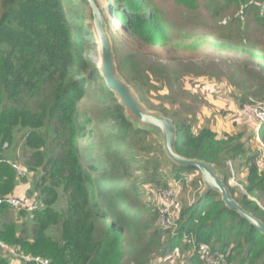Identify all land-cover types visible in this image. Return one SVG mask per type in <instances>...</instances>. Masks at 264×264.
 Here are the masks:
<instances>
[{
    "label": "trees",
    "instance_id": "16d2710c",
    "mask_svg": "<svg viewBox=\"0 0 264 264\" xmlns=\"http://www.w3.org/2000/svg\"><path fill=\"white\" fill-rule=\"evenodd\" d=\"M220 1L237 11L235 20L226 17L219 26L222 38L245 40V19L251 13L256 24L264 25L262 0L212 4ZM96 2L114 49L118 32L144 44L164 45L168 54L179 50L173 35L177 41L191 36L147 0ZM91 23L86 0H0V197L22 180L10 164L21 156L34 177L29 197L38 202L31 211L19 210L28 214L31 238L18 234L15 222L4 223L12 207L0 204V241L49 258V264H163L160 259L177 252L176 264H204L201 243L214 257L221 255V264H264V235L217 192L201 194L200 172L171 162L163 148L149 143V130L127 119L97 61L87 55L89 39L96 47ZM114 54L119 73L142 101L155 88L165 89L175 102L186 76L219 80L213 69L222 73L213 60L168 55L156 61L135 50ZM237 84L234 79L233 86ZM261 95L264 106V88ZM236 99L239 108L257 102L244 94ZM165 116L178 131L176 151L215 164L236 202L264 221V169L257 166L264 120L244 137L246 132L220 136L208 126L194 129L193 115L170 111ZM84 138L92 141L82 145ZM234 173L245 175L237 182L241 190L229 184ZM176 181L182 188L195 187L194 197L180 199L179 215L162 227L157 222L160 204L150 192L155 188L159 194ZM7 261L0 251V264Z\"/></svg>",
    "mask_w": 264,
    "mask_h": 264
},
{
    "label": "rangeland",
    "instance_id": "374dc122",
    "mask_svg": "<svg viewBox=\"0 0 264 264\" xmlns=\"http://www.w3.org/2000/svg\"><path fill=\"white\" fill-rule=\"evenodd\" d=\"M147 1L148 3L152 2L167 18L179 25L183 32H188L191 36L187 38L182 37V39L177 41L175 35H173V43H177V45L180 44V46H177L179 50H174L172 53L168 54L164 45L144 44L136 38L118 32L115 49L113 48L116 54H121L126 50H135L137 53L156 61L166 60L168 55L198 62L213 60L222 67V73L220 74V68L213 69V72L219 75V80H211L209 79L210 77L207 78L205 75L186 76L183 84L184 88L180 94L176 95L177 101L175 102H173V97L167 98V91L165 89L161 90L155 88L151 89L152 93L147 96V99L141 101L149 109L157 111L164 116L165 113L170 114V111H177L184 117L193 115L197 120L194 129L208 126L216 130L220 136L237 132H246L244 135V137H246L252 130H257V122L240 112L241 108L238 107L236 98L244 94L250 101L251 99L257 100V102H254L255 104L262 102L261 90L264 88V25L256 24L255 16L251 13L245 19L249 24V29L245 33V40L240 41L238 36L226 39L220 36L219 26H222V21L226 17L230 20H235L237 16L236 9L232 7V5H227L228 2L225 3L220 1L219 6H215L212 4V0H196L194 5L192 4L193 2L186 3L182 0ZM103 5L105 7L104 3ZM222 7L223 9H221ZM261 8H263L262 5ZM113 25L116 29L119 28L118 18L115 17L113 19ZM89 40L92 45L87 55L99 63V54L95 38V48L93 40ZM173 43H171V45ZM234 79L238 81L239 85L233 86ZM206 80L208 82L204 84L203 82ZM183 90L185 91L183 92ZM84 104L85 106L88 105V101H84ZM91 141V139L84 138L80 143L86 145ZM148 141L156 149L163 148L161 138L155 132H149ZM16 156H20V154L17 153ZM22 162H24V159L20 156V159L18 158L17 161L13 163L24 166ZM228 166L231 169L232 166L230 162H228ZM25 169L24 171L22 170L21 173L17 170V175L26 183V186L30 185L29 187L31 189L34 177L32 173H28ZM22 174L25 175L24 178L21 177ZM244 176L245 175L241 173H234V178H231L229 183L231 186L240 189L242 186L237 182L243 181ZM193 177L197 178L198 175L196 174ZM144 179L142 181L139 180L138 183L143 185ZM169 179H174L173 175H170ZM195 189L196 188L193 186L181 188L178 199L183 201L192 200ZM155 190L156 189L153 188V191L150 192L152 193L151 198H154L155 201L157 199V202L160 204L161 200H159V194ZM29 193L30 192L27 191L25 194L29 195ZM58 204H60V207L63 206L62 202ZM17 219L18 222H15L16 230L18 234L25 237L26 228H24L23 223L25 221L30 222L27 212H21L11 208L6 218H4V223L11 224ZM53 229H55V227L51 229V233L56 237L54 235L56 232L53 231ZM22 230H24L25 233H21ZM31 237L32 234L28 236V238ZM13 248L20 254H25L29 257L32 256L31 254L23 252L18 247L14 246ZM178 258L179 252L174 253L170 257L168 256L160 259L159 261L163 264H176ZM11 264L22 263L19 260L13 259Z\"/></svg>",
    "mask_w": 264,
    "mask_h": 264
},
{
    "label": "water",
    "instance_id": "95a60500",
    "mask_svg": "<svg viewBox=\"0 0 264 264\" xmlns=\"http://www.w3.org/2000/svg\"><path fill=\"white\" fill-rule=\"evenodd\" d=\"M86 1L92 12L91 30L97 43L98 68L106 82V86L115 94L118 102L123 106L127 119L135 127L157 133L161 138L163 150L171 162L182 167L195 168L200 172L203 182L201 194L210 191L217 192L229 209L238 212L243 219L255 226L264 235V221L236 202L229 186L226 184L225 176L218 171L215 164L199 159H189L176 151L178 138L176 125L171 118L149 109L141 101L134 88L121 76L102 12L96 0Z\"/></svg>",
    "mask_w": 264,
    "mask_h": 264
},
{
    "label": "built area",
    "instance_id": "2783aa9c",
    "mask_svg": "<svg viewBox=\"0 0 264 264\" xmlns=\"http://www.w3.org/2000/svg\"><path fill=\"white\" fill-rule=\"evenodd\" d=\"M264 4V0H262ZM244 115L254 119L257 124L264 120V106L261 103H248L241 108V111ZM259 146L262 150L261 157L257 160V166L260 169H264V144L259 141ZM13 167L16 168L20 173L22 168L18 164H13ZM181 184L177 181L172 184L170 188L164 189L159 193L160 207H159V218L158 224L162 227H167L172 224L174 219L179 215L181 204L178 199V195L181 192ZM7 203L16 209H27L29 211L35 209L36 205L32 199L25 196H12L9 195L4 199L0 198V203ZM264 209V207H262ZM14 246H10L6 243L0 242V249L2 252L9 255L11 258L7 264H11L13 259L25 262H33L34 264H49V259L39 255H32L31 257L26 256L25 254H20ZM199 254L203 260L204 264H221V255L214 257L209 253V246L201 243L198 249Z\"/></svg>",
    "mask_w": 264,
    "mask_h": 264
},
{
    "label": "crops",
    "instance_id": "0c3cea01",
    "mask_svg": "<svg viewBox=\"0 0 264 264\" xmlns=\"http://www.w3.org/2000/svg\"><path fill=\"white\" fill-rule=\"evenodd\" d=\"M243 179H244V177H243ZM29 186H26V183L23 182V180H20V181H18L17 186L14 189V191L12 192V194H14V195H23V194L27 193V191L30 190ZM13 222H18V219L16 221L14 220ZM30 222L29 221H25L23 223L24 224V228H26V230H25L26 231L25 238H28V236L30 235V231H29L30 230V226H31ZM21 233H25L24 230L21 231Z\"/></svg>",
    "mask_w": 264,
    "mask_h": 264
},
{
    "label": "clouds",
    "instance_id": "9594fccd",
    "mask_svg": "<svg viewBox=\"0 0 264 264\" xmlns=\"http://www.w3.org/2000/svg\"><path fill=\"white\" fill-rule=\"evenodd\" d=\"M11 163V165H12V167H13V164H17V163H13V161H10ZM18 165H20V167L22 168V170L24 171V169H25V167L24 166H22L21 164H18ZM14 168V167H13ZM24 168V169H23ZM15 169V171H16V173H17V169L16 168H14ZM21 170V171H22ZM25 171H26V169H25ZM23 175V174H22ZM230 184V183H229ZM231 185V184H230ZM202 189V188H201ZM9 195H12V196H22V195H14V194H8V195H6L5 197H7V196H9ZM23 196H25V197H27V198H30V199H32V201L36 204V202L34 201V199L35 198H32V197H29V195H26V194H23ZM4 197V198H5ZM1 199H4V198H2V197H0ZM4 203V202H3ZM1 204V203H0ZM5 204H7V203H5ZM7 205H9V204H7ZM9 206H11V205H9ZM12 208H14V209H16L15 207H13V206H11ZM18 210H24V209H18ZM0 242H3V241H0ZM3 243H5V242H3ZM0 251H1V249H0ZM2 252V251H1ZM3 254H5L6 255V257L8 258V261L10 260V256L9 255H7L6 253H4V252H2ZM17 260V259H16ZM7 261V262H8ZM25 262V261H24Z\"/></svg>",
    "mask_w": 264,
    "mask_h": 264
}]
</instances>
